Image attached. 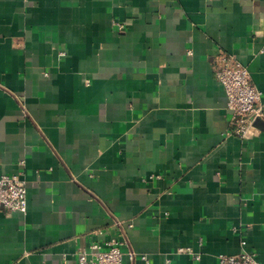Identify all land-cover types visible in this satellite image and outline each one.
I'll list each match as a JSON object with an SVG mask.
<instances>
[{"label": "crops", "instance_id": "crops-1", "mask_svg": "<svg viewBox=\"0 0 264 264\" xmlns=\"http://www.w3.org/2000/svg\"><path fill=\"white\" fill-rule=\"evenodd\" d=\"M220 53L264 109V0H0V177L28 190L0 264H77L115 219L135 264H264V124L228 133Z\"/></svg>", "mask_w": 264, "mask_h": 264}, {"label": "built area", "instance_id": "built-area-1", "mask_svg": "<svg viewBox=\"0 0 264 264\" xmlns=\"http://www.w3.org/2000/svg\"><path fill=\"white\" fill-rule=\"evenodd\" d=\"M119 30L125 25L116 22ZM216 77L221 82L228 95V108L232 112L229 134L242 139L253 138L258 129L254 125L257 118L264 116L262 105L263 92L253 81L250 70L236 56L220 53L217 57ZM28 190L26 181L18 174H4L0 177V207L7 212L26 213L28 208ZM114 225L118 229L116 237L107 242L108 248L95 243L89 248H80L77 264H125L128 258L131 264L138 259L149 261L147 255L139 254L131 245L126 233V226L120 219H115ZM199 258V256H196ZM218 264H262L253 251H244L239 255L221 254Z\"/></svg>", "mask_w": 264, "mask_h": 264}, {"label": "water", "instance_id": "water-1", "mask_svg": "<svg viewBox=\"0 0 264 264\" xmlns=\"http://www.w3.org/2000/svg\"><path fill=\"white\" fill-rule=\"evenodd\" d=\"M263 124H264V121H263V119H261V118H257V119L255 120V122H254V125H255V126H258V127H262Z\"/></svg>", "mask_w": 264, "mask_h": 264}]
</instances>
